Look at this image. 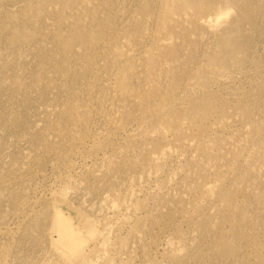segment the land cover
Here are the masks:
<instances>
[{
  "label": "rangeland",
  "instance_id": "rangeland-1",
  "mask_svg": "<svg viewBox=\"0 0 264 264\" xmlns=\"http://www.w3.org/2000/svg\"><path fill=\"white\" fill-rule=\"evenodd\" d=\"M242 2L0 0V264H238L237 229L264 252Z\"/></svg>",
  "mask_w": 264,
  "mask_h": 264
},
{
  "label": "bare ground",
  "instance_id": "bare-ground-1",
  "mask_svg": "<svg viewBox=\"0 0 264 264\" xmlns=\"http://www.w3.org/2000/svg\"><path fill=\"white\" fill-rule=\"evenodd\" d=\"M254 1L255 0H246L245 4L242 2L244 4V6H241V8H240V6H238L239 9L238 8L237 9L240 10L238 14H239L241 19L242 18L243 19H250V21L252 23L255 21V18H254L255 17V12L254 11L258 7V4H257L258 2H254ZM206 4H205V6H206ZM207 5H209V4H207ZM203 6H201V7H203ZM187 7H188V5H187ZM205 8H208V7H205ZM209 8H210V6H209ZM203 9H204V7H203ZM253 12H254V15H253ZM241 19L237 18V20H240L239 22L242 24ZM239 22H238V24H239ZM229 45L236 46L237 48H241L242 47L241 42H238V40H231L230 39ZM242 61H240V63H242ZM241 66L243 67V65H241ZM243 220L244 219H241V221L239 223L240 227H242V228L244 227ZM252 225H256V224L253 223ZM236 232H237L236 246L231 251L227 249V251L225 252V257L229 256L230 253H235V258L237 259V263L238 264H250L249 262L252 261V259H255V260L252 261L251 264H264V252H262V250H260L261 244L260 245L258 244L259 241L257 239H253V238H256L257 235L254 233V237L253 238H249V240H248L249 245L252 246V249H251V252H250V251H247L245 249V247L247 246V242H245V240L243 239L244 235L248 233L247 230L240 231V230L237 229ZM61 239L63 240V238H61Z\"/></svg>",
  "mask_w": 264,
  "mask_h": 264
}]
</instances>
